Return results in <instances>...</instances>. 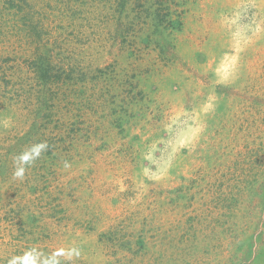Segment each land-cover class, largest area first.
<instances>
[{
  "label": "rangeland",
  "instance_id": "rangeland-1",
  "mask_svg": "<svg viewBox=\"0 0 264 264\" xmlns=\"http://www.w3.org/2000/svg\"><path fill=\"white\" fill-rule=\"evenodd\" d=\"M44 2L0 43V264H264V0Z\"/></svg>",
  "mask_w": 264,
  "mask_h": 264
},
{
  "label": "trees",
  "instance_id": "trees-1",
  "mask_svg": "<svg viewBox=\"0 0 264 264\" xmlns=\"http://www.w3.org/2000/svg\"><path fill=\"white\" fill-rule=\"evenodd\" d=\"M17 1V2H16ZM19 1H23L24 4L20 3L19 5ZM38 0H0V43L3 45L6 43V39L8 38V29L10 28V26L12 25V23L15 25V21H14V17L19 15V14H24L25 18L29 15V11L30 8H33L34 11V7H33V3L36 2ZM45 1L44 3H46V6L49 8L50 6L53 7V11L57 10L58 8H54L56 5L52 4V1L54 2L55 0H42ZM59 3V0H56ZM31 2H33L31 4ZM75 2V0H71V5L72 3ZM26 6V9L24 12H20L23 11L24 7ZM14 10V12H13ZM25 25V23L23 24ZM40 32V31H39ZM41 33V32H40ZM42 34V33H41ZM29 37V35L27 36ZM41 44H44L43 46H41V50L43 49H47V52L49 53V55L51 54V50L48 49L47 46V42L45 41V38L41 37ZM41 57L44 60H48L49 58H44L43 54H41ZM48 68L50 67L49 64L46 65ZM45 66V70L47 69Z\"/></svg>",
  "mask_w": 264,
  "mask_h": 264
},
{
  "label": "clouds",
  "instance_id": "clouds-1",
  "mask_svg": "<svg viewBox=\"0 0 264 264\" xmlns=\"http://www.w3.org/2000/svg\"><path fill=\"white\" fill-rule=\"evenodd\" d=\"M46 147V145L32 146L30 149L18 155L15 160L16 169L13 175L16 178L23 179L26 167L30 166L32 162L38 159L41 152L46 150ZM33 251L34 250H28L22 256L12 257L8 264H37V261L33 256Z\"/></svg>",
  "mask_w": 264,
  "mask_h": 264
}]
</instances>
